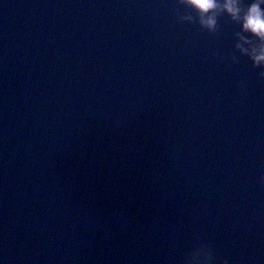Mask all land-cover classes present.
I'll return each mask as SVG.
<instances>
[{"label": "water", "instance_id": "water-1", "mask_svg": "<svg viewBox=\"0 0 264 264\" xmlns=\"http://www.w3.org/2000/svg\"><path fill=\"white\" fill-rule=\"evenodd\" d=\"M178 15L0 0L4 264H264V69Z\"/></svg>", "mask_w": 264, "mask_h": 264}, {"label": "clouds", "instance_id": "clouds-1", "mask_svg": "<svg viewBox=\"0 0 264 264\" xmlns=\"http://www.w3.org/2000/svg\"><path fill=\"white\" fill-rule=\"evenodd\" d=\"M179 5L193 9L197 15H178V22H196L202 30L213 35L219 34V20L223 16L238 24L236 51L246 57L253 68L264 69V0H179ZM214 55L224 59L219 53ZM231 60L236 62L237 57L232 56ZM258 75L264 79V71ZM260 179L264 183V175ZM212 259L208 249L201 247L189 258V264H211ZM0 264H4L3 259ZM223 264L229 261L225 259Z\"/></svg>", "mask_w": 264, "mask_h": 264}]
</instances>
